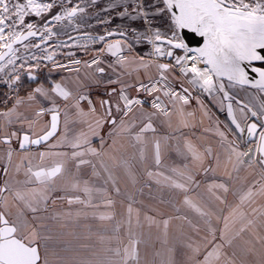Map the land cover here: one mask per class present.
Instances as JSON below:
<instances>
[{"label":"snow or ice","instance_id":"obj_1","mask_svg":"<svg viewBox=\"0 0 264 264\" xmlns=\"http://www.w3.org/2000/svg\"><path fill=\"white\" fill-rule=\"evenodd\" d=\"M97 4L0 0V89H6L0 96L5 109L0 111V264H155L146 256L142 260L141 245L167 244L173 219L185 221L192 233H181L184 264H247L242 256L248 253L264 264V202L252 206L257 196L264 201V103L242 104L235 94L246 87L264 93V0H108L100 9L105 16L89 12ZM117 17L143 24L110 27ZM93 18L95 24L89 22ZM158 18L163 26L156 25ZM184 30L201 37L203 46L190 47ZM144 46L147 51L137 50ZM25 77L37 86L21 96ZM205 98L226 114L225 121ZM198 112L200 124L204 118L210 122L202 135L215 144L194 143L181 132L196 127ZM173 116L178 126L158 134L157 124L172 129ZM93 138L99 148L92 146ZM170 152L184 163L167 167ZM117 153L129 183L138 182L139 165L149 181L182 197L173 207L184 214L164 218L155 208L152 215L142 213L129 195L126 213L117 220L111 192L121 194L120 177L103 163L105 157L116 161ZM14 155L20 157L14 171L24 169V180L10 171ZM87 157L101 158L102 171ZM86 165L102 185L79 175ZM221 169L224 179L217 178ZM242 169L253 178L233 192L238 203L230 204L229 182L233 173L239 181ZM201 172L212 177L205 180L211 195L194 199L189 193L201 186ZM58 200L91 208L94 219L107 222L97 233L105 245L102 256L67 255L72 249L62 247L64 233L54 235L49 224L73 216L71 211L49 214V205ZM82 209L76 218L89 215ZM245 233L246 247L238 248L236 241Z\"/></svg>","mask_w":264,"mask_h":264},{"label":"crops","instance_id":"obj_2","mask_svg":"<svg viewBox=\"0 0 264 264\" xmlns=\"http://www.w3.org/2000/svg\"><path fill=\"white\" fill-rule=\"evenodd\" d=\"M145 3H151V0H145ZM115 15V14H114ZM118 18V17H117ZM120 19V18H118ZM135 23H138V25H133L134 27L140 28L143 24L142 21H133ZM124 23H130L131 21H122L117 20L115 21L114 25H121ZM163 21L159 18L156 21L157 26H163ZM149 46H144L143 48H138V51H147ZM182 54V53H181ZM47 76V72H43L40 74V81H43L45 77ZM141 77L143 78V72H141ZM53 78L58 79L59 74L53 73ZM85 83H87L85 81ZM37 86L36 83H32L25 78L23 80V87L20 89V95L25 96L28 91H30L32 88H35ZM3 91H6V89H3ZM2 91V92H3ZM100 94H102V89L97 90ZM236 91L242 96L244 100H246L248 103L255 104L258 102V92L256 91H249L247 89H239L237 88ZM2 96V94H1ZM205 103L211 108L212 112L215 113L216 117L219 118L220 121H225L226 116L224 113L219 112L216 107L213 106L212 102L208 98H205ZM11 106V103L9 104V107ZM147 107V106H146ZM193 108H195V102L193 101L192 107L188 110L191 111ZM5 110L2 105H0V111ZM21 112H25V106H21L19 109ZM27 114V113H26ZM201 115L198 112L195 117V124L196 127L194 128H182L181 132L184 135H187L192 139L194 143H212L215 144V139L211 137L210 135L206 138L202 135V129L209 127V121L207 118H204V123L200 124ZM178 117L173 116L172 120V129L167 128L166 126H160L157 124L158 127V134H168L173 131L178 126ZM76 130L80 129V125H76ZM84 130L87 131L86 126H84ZM107 129L101 130V135L106 137ZM177 135H180V133H176ZM111 143V141H108ZM93 147L99 148L100 144L98 139L93 138ZM3 146H0V151H2ZM130 151V150H129ZM117 160L112 161L107 159L106 157L103 158V163L108 165L112 170L120 177L119 186L121 189V194L117 195L115 192H111V197L115 201L114 205V212L116 214V219L119 220L121 216L126 213V208L129 203L128 196H132L135 203L133 204L134 208H139L142 213L148 212L149 215H152L150 209H158L161 213L164 214V218H167L168 216L175 217L177 215H183L184 209H181V211L178 213L176 212L175 208L173 207V204H176L179 206V201L182 199L181 196H177L172 190L168 188L161 187L160 185H157L156 183L149 181L146 176L144 175L142 169L139 165L136 166L135 171L137 172L138 176V182L133 186L131 183L128 182L126 176L124 175L123 169L118 167L119 159L121 158V153H117ZM128 153H123V158H127ZM88 159H91L93 164L96 165L98 170H101V158L97 157H87ZM20 162L19 155H14L13 158V168L10 169L11 173L15 176V179L17 180H24V169L21 170L19 174H16L14 171V165L18 164ZM164 163L167 167H173V166H179L184 161L175 155L174 152H170L165 156ZM69 167L73 172H75V168L69 164ZM167 170L166 168L164 169ZM79 175L83 179H91L93 182L96 183L97 186H100L103 184V181L95 178L92 176V167L90 165L83 166ZM106 175V174H105ZM239 181L236 180V173H233V180L229 182L230 184V191L227 194V201L232 203H238L237 197L233 194L234 191L240 190L248 181L252 180V175L250 174V170L248 169H242L239 173ZM247 177V180L244 178ZM218 179H224L223 169H221L217 173ZM198 180L201 181V186L199 188H194L192 192L189 194L195 199L198 197H203L205 199L210 197V193L207 191V186L205 183V180L207 179L210 181L212 179L211 176L205 178L203 173L201 172L200 175L197 177ZM258 179V177H257ZM111 191V190H110ZM5 195H8L5 193ZM171 202V203H161V201ZM264 202L261 200L259 196L256 197V202L253 207L259 208L261 206V203ZM219 207H225L224 205H218ZM78 209H82V206L80 205H72L71 207L67 204L66 201H57L56 204L49 205V214H55L56 212H66L71 211L73 213V216L66 220L56 221L51 220L49 221L50 226L53 228V234L56 233H64L63 240L64 244L62 247H70L72 251L68 252L67 255L69 256H76L77 258H84V259H94L93 252L97 253L98 255H103V247L105 246L97 239V233L104 231V227L107 224V222L98 221L97 219H94L91 213L93 212V209H82V211H86L89 213V215H81L79 218H76L75 213ZM13 212L16 211L15 207L11 209ZM103 209H101L102 211ZM246 211L249 212L250 218H254L251 214V209L246 207ZM225 214H227V209H225ZM190 218L191 217V214ZM112 223H115L113 221ZM61 225H64L63 227ZM145 233H147V227L143 230ZM182 231L186 234H192L191 230L188 228L187 224L183 220L173 219L170 222L169 230H168V242L167 244L162 245L159 241L155 243V248L148 247L145 248L144 245H141V256L142 260L146 256V258L149 261H155V264H160L161 260H168L171 258L174 261V264H184V253L186 252V249L182 248L179 241L181 239V233ZM110 234V233H109ZM157 230L154 228L152 229V235L153 238L157 235ZM249 238V234L245 233L242 234L241 238H239L236 241V244L238 245V248H244L246 247L245 241ZM84 245H87V247H84ZM259 247V245H257ZM168 249H174V252H168ZM159 251L161 253L160 256H155L154 252ZM65 254V253H62ZM241 257H238V259ZM242 258L247 262V264H256V261L258 259L257 256L248 253L247 255H243Z\"/></svg>","mask_w":264,"mask_h":264},{"label":"water","instance_id":"obj_3","mask_svg":"<svg viewBox=\"0 0 264 264\" xmlns=\"http://www.w3.org/2000/svg\"><path fill=\"white\" fill-rule=\"evenodd\" d=\"M183 34H184V36L186 38V42L189 43L190 47L196 48V47H202L203 46L202 45V38L201 37H199V36L191 33L188 30H184ZM252 75H254V74H252ZM245 89H247L249 91L251 90V91H256L257 92L256 89H253V88H250V87H246ZM235 94H236V98L238 100H240L242 104L248 103L246 100H244L242 98V96L236 90H235ZM258 99L259 100H258L257 103H255V105H259L260 103H264V101L262 99V96H260L259 94H258ZM233 104H234V107H235V101H233ZM225 116H226V114H225Z\"/></svg>","mask_w":264,"mask_h":264},{"label":"rangeland","instance_id":"obj_4","mask_svg":"<svg viewBox=\"0 0 264 264\" xmlns=\"http://www.w3.org/2000/svg\"><path fill=\"white\" fill-rule=\"evenodd\" d=\"M107 3H108V0H98V4H97L94 8L89 9V12H90V13H91V12H100V9L106 7ZM100 15H101V16H105L106 14L103 13V12H100ZM113 15H114V13H113ZM117 20H120V19H118V18L113 19L112 24L110 25V27H113V28L116 27V26L114 25V23H115V21H117ZM89 22L92 23V24H95V23H96V20H95V18H93V19L90 20ZM131 24H132V25H138V23H135V22H133V21H131ZM97 30H98V31H102V30H103L102 26H97ZM258 94H259L260 96H262V99H263V101H264L263 93H259V92H258Z\"/></svg>","mask_w":264,"mask_h":264},{"label":"flooded vegetation","instance_id":"obj_5","mask_svg":"<svg viewBox=\"0 0 264 264\" xmlns=\"http://www.w3.org/2000/svg\"><path fill=\"white\" fill-rule=\"evenodd\" d=\"M25 78H26V77H25ZM25 78H24V79H25ZM2 91H3V89H0V96H1V94H2Z\"/></svg>","mask_w":264,"mask_h":264},{"label":"built area","instance_id":"obj_6","mask_svg":"<svg viewBox=\"0 0 264 264\" xmlns=\"http://www.w3.org/2000/svg\"><path fill=\"white\" fill-rule=\"evenodd\" d=\"M85 58H87V57H85ZM177 87H178V85H177ZM263 97H264V93H263Z\"/></svg>","mask_w":264,"mask_h":264}]
</instances>
